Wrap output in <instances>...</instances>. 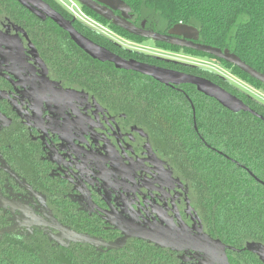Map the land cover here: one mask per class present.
I'll return each mask as SVG.
<instances>
[{
    "label": "flooded vegetation",
    "instance_id": "1",
    "mask_svg": "<svg viewBox=\"0 0 264 264\" xmlns=\"http://www.w3.org/2000/svg\"><path fill=\"white\" fill-rule=\"evenodd\" d=\"M40 1L118 57L173 70L77 20L65 3ZM28 6L0 0V243L24 247L25 237L38 236L61 251L93 253L109 249L69 240L63 230L104 243L120 240L119 226L127 224L164 220L202 231L169 144L117 86L107 85L108 67L115 74L132 71L92 59L68 32ZM80 29L121 50L111 51ZM135 240L143 241L132 238L122 248Z\"/></svg>",
    "mask_w": 264,
    "mask_h": 264
},
{
    "label": "trees",
    "instance_id": "2",
    "mask_svg": "<svg viewBox=\"0 0 264 264\" xmlns=\"http://www.w3.org/2000/svg\"><path fill=\"white\" fill-rule=\"evenodd\" d=\"M122 1L134 14L136 26L160 34L176 24L193 27L199 33L198 43L227 49L264 74V0ZM80 8L122 37L147 40L115 27L84 6ZM80 30L113 52L121 50L91 31ZM152 43L212 59L236 78L264 92L263 84L222 60L187 48ZM122 53L135 54L125 49ZM151 63L209 80L264 118L262 102L210 70L157 58H152ZM110 67L107 85L117 86L128 105L134 104L133 108L150 120L146 125L154 135L169 144L174 164L192 191L203 233L236 250L226 251L229 264H264L256 254L245 250L248 244L264 247V185L260 184L264 183V122L246 112L227 110L192 85L170 88L135 72L115 74ZM0 264L197 262L183 253L140 240L122 249L89 253L80 248L61 251L38 236H28L24 238V247L0 243Z\"/></svg>",
    "mask_w": 264,
    "mask_h": 264
},
{
    "label": "water",
    "instance_id": "3",
    "mask_svg": "<svg viewBox=\"0 0 264 264\" xmlns=\"http://www.w3.org/2000/svg\"><path fill=\"white\" fill-rule=\"evenodd\" d=\"M24 5L37 7L48 18L56 23L61 29L68 32L72 41L92 59L100 62H109L117 69L132 71L143 76L150 77L159 84L176 87L180 85H192L196 91L202 95L215 100L219 105L227 110L238 113L246 112L262 120L264 118L246 106L241 100L226 92L221 87L209 80L185 74L173 70L159 68L147 64H142L133 60H124L106 49L96 45L92 41L76 32L60 14L53 11L40 0H20ZM80 6H84L105 21L123 31L153 42L166 43L171 46L187 48L197 52L210 55L228 64L237 67L240 71L260 82L264 86V74L260 73L244 62L227 49L223 51L219 48L198 43L199 33L190 26L176 24L172 26L166 34H160L152 30L134 26L129 20L132 18L131 9L122 0H75ZM29 7V6H28ZM114 11L120 12V16L114 15ZM193 116L194 109L191 105ZM196 130V129H195ZM254 178V177H253ZM255 179V178H254ZM260 183V182H259ZM264 185V183H260ZM124 236L114 243L99 242L96 239L64 231V237L69 240L91 244L95 247H104L109 250L120 249L132 238H138L151 243L162 249H168L190 256L197 264H229L226 251H236L232 247L226 246L214 239H211L201 229L192 233L182 224L176 227L173 223L162 220L161 223L148 222L143 226L129 224L119 226ZM13 230V229H12ZM9 231V230H8ZM6 231V232H8ZM5 232V231H4ZM2 232H0L1 234ZM245 250L256 254L264 262V247L255 244H248Z\"/></svg>",
    "mask_w": 264,
    "mask_h": 264
},
{
    "label": "rangeland",
    "instance_id": "4",
    "mask_svg": "<svg viewBox=\"0 0 264 264\" xmlns=\"http://www.w3.org/2000/svg\"><path fill=\"white\" fill-rule=\"evenodd\" d=\"M56 1L58 3L60 2L61 4L65 2L64 0H56ZM108 30L111 32L108 34V36L111 39L117 41L119 45L125 48H130L128 50L132 51L134 49L136 50L135 52L154 56L155 58H158L163 61L181 63L185 65H190V66H195L202 69L210 70L215 74L226 79L230 84L239 87L241 90L245 91L250 96L254 97L256 100L264 104V92L262 90L256 89L248 85L247 83L241 81L240 79L236 78L235 76L232 75V73L229 70H226L218 62L212 59L194 56L188 53H184L183 51H171L168 49L159 48L156 47L150 40L133 41L118 35L117 33L113 32L110 28H108Z\"/></svg>",
    "mask_w": 264,
    "mask_h": 264
},
{
    "label": "built area",
    "instance_id": "5",
    "mask_svg": "<svg viewBox=\"0 0 264 264\" xmlns=\"http://www.w3.org/2000/svg\"><path fill=\"white\" fill-rule=\"evenodd\" d=\"M64 1H65L64 3L66 4V7H67L68 11L70 13H72V15L77 20L84 22L89 27L94 28L95 31L102 33L107 38H110L108 36V34L111 33V32L108 30L107 27H104V26L98 24L92 18L87 16L74 1H72V0H64Z\"/></svg>",
    "mask_w": 264,
    "mask_h": 264
}]
</instances>
